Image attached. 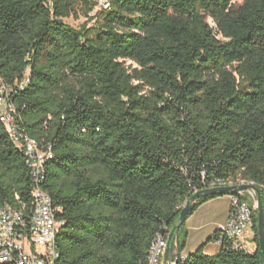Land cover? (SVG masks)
<instances>
[{
    "label": "trees",
    "instance_id": "obj_1",
    "mask_svg": "<svg viewBox=\"0 0 264 264\" xmlns=\"http://www.w3.org/2000/svg\"><path fill=\"white\" fill-rule=\"evenodd\" d=\"M106 3L0 0V80L26 79L11 96L18 127L51 150L56 264H148L202 174L254 183L264 221V0ZM30 190L0 123V207L29 214ZM252 222L253 252L222 238L216 255L202 245L177 264H263L256 209Z\"/></svg>",
    "mask_w": 264,
    "mask_h": 264
},
{
    "label": "built area",
    "instance_id": "obj_2",
    "mask_svg": "<svg viewBox=\"0 0 264 264\" xmlns=\"http://www.w3.org/2000/svg\"><path fill=\"white\" fill-rule=\"evenodd\" d=\"M98 5L108 7L106 0H98ZM210 26L214 27L212 23ZM25 83L26 79L10 86L0 80V123L6 128L15 145L23 151L30 174L32 198L29 214L7 205L0 207V264H56L58 255L55 242L61 224L55 218L50 196L41 188L44 165L51 157V150L49 146L41 147L35 139L19 129L16 110L11 102L15 88L22 89ZM204 177L202 174V186L199 189L192 188L190 195L215 187L255 185L252 182H238L232 179L205 182ZM255 203V194L252 191L230 196L226 221L217 227V238L214 242L220 245L221 239L225 238L231 242L234 249L246 253L253 252L245 241L244 234L252 231ZM168 234L169 230L164 226L156 235L149 251L148 264H162ZM26 244L29 245L30 252L25 248ZM183 259L181 256L171 264H177V261Z\"/></svg>",
    "mask_w": 264,
    "mask_h": 264
},
{
    "label": "crops",
    "instance_id": "obj_3",
    "mask_svg": "<svg viewBox=\"0 0 264 264\" xmlns=\"http://www.w3.org/2000/svg\"><path fill=\"white\" fill-rule=\"evenodd\" d=\"M230 204V196L225 195L222 197H217L211 199L202 205H200L187 219L185 222V228L187 230V237L185 240V247L183 251L180 253V257L188 256L197 250L200 246H203V253L207 255H216L218 250L214 251V249L210 248V245H215L219 248V245L214 241L210 243H204L208 237L210 238L216 231L217 227L226 221L228 208ZM205 236L200 238L188 251L187 246L193 241L195 235H200V233H204ZM244 239L247 242L250 249L255 250V242L253 239V232L248 231L244 234ZM176 251L170 253V260L173 263L176 257Z\"/></svg>",
    "mask_w": 264,
    "mask_h": 264
},
{
    "label": "water",
    "instance_id": "obj_4",
    "mask_svg": "<svg viewBox=\"0 0 264 264\" xmlns=\"http://www.w3.org/2000/svg\"><path fill=\"white\" fill-rule=\"evenodd\" d=\"M253 192L255 194V209L257 211V240H258V250L261 253L262 262L264 264V221H263V207L260 199L259 189L255 185L251 184H241L238 186L231 187H215L210 189L199 190L196 193L191 194L186 200L183 208L181 209L176 223L172 226L167 236L166 248L163 254L162 264H171L170 260V250L171 243L175 239L176 232L182 227L186 219L191 215V208L195 201L202 197H212V196H234L241 192L248 193Z\"/></svg>",
    "mask_w": 264,
    "mask_h": 264
},
{
    "label": "rangeland",
    "instance_id": "obj_5",
    "mask_svg": "<svg viewBox=\"0 0 264 264\" xmlns=\"http://www.w3.org/2000/svg\"><path fill=\"white\" fill-rule=\"evenodd\" d=\"M103 1L104 0H102V2ZM234 2H235V5H239V4H241L242 0H234ZM65 22L68 25H70V26L78 29L80 27V25H82L85 22V18L84 17H79L78 19L69 18V19L65 20ZM89 24H91V23H89ZM128 64H130V62H126V65H128ZM185 232H186V237H187V230H186L185 225H184V227L182 228V230L180 232H177L180 239L184 236V233ZM205 235H206L205 234V231H204V233L201 232L200 235H195V238L193 239V241H191V243L189 244V246H187V249L186 250L188 251L189 249H192V247L194 246V244L200 238H202ZM208 239H209V237H208ZM208 239H206V241L204 243H207ZM25 248L27 249L28 252H30V248H29V245L28 244H26ZM210 248L214 249V251L218 250V252H219V248L217 246H215V245H210Z\"/></svg>",
    "mask_w": 264,
    "mask_h": 264
}]
</instances>
